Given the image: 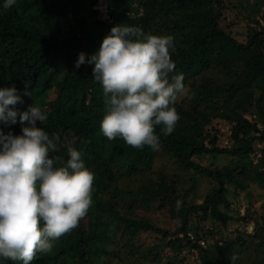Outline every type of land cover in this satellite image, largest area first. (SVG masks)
<instances>
[{
    "label": "trees",
    "instance_id": "1",
    "mask_svg": "<svg viewBox=\"0 0 264 264\" xmlns=\"http://www.w3.org/2000/svg\"><path fill=\"white\" fill-rule=\"evenodd\" d=\"M97 1L16 0L5 8V0H0V87L14 85L22 100L15 105L17 123L0 127L21 134L19 113L35 103L47 115L44 125L37 121V127L61 136L50 158L59 156L66 164L67 136L94 175L86 216L52 241L50 253L38 251L30 264H111V257L122 254L140 257L139 264H160L166 248L173 260L189 249L202 264H232L233 254L239 257L235 264H241L244 250L235 240L201 244L203 235L194 216L201 212L204 218L226 223L227 183L264 188V147L257 164L251 157L255 141L264 140V24L251 26L248 40L242 42L219 24L225 0H106L111 21L97 17ZM133 2L143 5L142 14L128 12ZM64 21L66 26L60 24ZM116 24L174 39L170 55L176 67L169 79L182 74L187 94L174 105L180 117L174 131L165 135L163 125L155 127L159 150L135 149L121 138L108 140L100 130L106 104L102 85L92 76L94 64L75 68L79 54L87 60L96 53ZM249 113H258L263 125L252 121ZM214 118L230 124V144L220 146L218 130L208 128ZM159 152L213 181L202 202L177 198L178 189L168 175L151 173ZM198 155L228 158L216 168L213 161H195ZM137 174L147 179L133 188ZM195 184L196 180L188 191ZM155 211H166L175 229L160 225ZM259 229L257 246L264 253V218ZM148 231L159 233L160 241L144 247L140 235ZM0 264L23 261L0 257Z\"/></svg>",
    "mask_w": 264,
    "mask_h": 264
},
{
    "label": "clouds",
    "instance_id": "2",
    "mask_svg": "<svg viewBox=\"0 0 264 264\" xmlns=\"http://www.w3.org/2000/svg\"><path fill=\"white\" fill-rule=\"evenodd\" d=\"M15 3L5 0L4 7ZM170 49L175 51L170 35L116 24L96 53L87 60L79 54L75 68L94 64L92 76L102 85L106 114L100 130L108 140L121 138L135 149L159 150L155 127L163 125L165 135L174 131L180 118L174 105L187 90L182 74L169 79L176 67ZM20 102L14 85L0 87V124L17 123L15 105ZM46 120V112L34 103L19 113L21 134L0 127V257L23 264H30L38 251L50 253L52 241L77 227L92 205L93 173L67 136L66 164L59 156L50 158L61 136L37 127V121L44 125ZM176 207H181L179 200ZM238 258L233 254L232 264Z\"/></svg>",
    "mask_w": 264,
    "mask_h": 264
},
{
    "label": "rangeland",
    "instance_id": "3",
    "mask_svg": "<svg viewBox=\"0 0 264 264\" xmlns=\"http://www.w3.org/2000/svg\"><path fill=\"white\" fill-rule=\"evenodd\" d=\"M257 1L260 4L255 3L256 0H225L223 15L219 21L220 26L232 33L238 40L246 42L249 38L250 27L256 26L259 28V26L264 24V0ZM133 6L134 8L128 10V12L136 16L142 14V4L133 2ZM94 8L97 10L98 18L105 21L112 20L107 9L106 0H98ZM60 24L66 26V21L60 22ZM186 94L187 91L185 94H181L179 99H182ZM248 117L252 121H260L258 113H249ZM259 125L263 124L259 122ZM208 128L212 132L218 130V144L220 146L230 144L229 135L231 127L227 121L221 118H214ZM254 146L255 151L251 153V157L257 164L260 156L263 154L264 140H256ZM227 158L228 156L225 155H219L216 158L214 156L205 158L198 155L194 159L202 164H208L213 161L215 162L213 163L214 167L220 168L227 161ZM152 168L151 173L153 175H157L159 172H164L168 175L178 189L177 198L181 196L187 201L194 198V201L202 202L213 184V181L209 177L194 172L193 169H183L174 157L165 152L157 154ZM143 179L147 178L139 174L135 175L131 187L136 188ZM195 180L194 189L188 191ZM226 192L229 198V206L223 210L230 215L226 223L214 218H204L201 212V215L194 216V220H197L200 228V235H203V239L201 240H205L206 245L227 239L235 240L244 250L241 264H264V253L257 246V242L261 240V235L258 234L259 227L262 225L264 218V188L255 183H251L246 188H239L235 183L231 182L226 184ZM146 214L149 216L151 212H147ZM153 214L159 217L160 225L165 224V227L171 230L175 229L173 220L166 211H155ZM140 237L143 242L140 243L144 247L149 244H157L160 241V234L155 231L142 232ZM178 257V259L173 260L172 251L166 248L160 264H169V259L173 261L171 264H202L195 250L186 249ZM180 258L183 259V262L180 261ZM110 260L111 264H139L141 258L134 255L125 256V254H122L111 257Z\"/></svg>",
    "mask_w": 264,
    "mask_h": 264
},
{
    "label": "built area",
    "instance_id": "4",
    "mask_svg": "<svg viewBox=\"0 0 264 264\" xmlns=\"http://www.w3.org/2000/svg\"><path fill=\"white\" fill-rule=\"evenodd\" d=\"M201 243L203 244V245H205L206 243H205V240H201Z\"/></svg>",
    "mask_w": 264,
    "mask_h": 264
}]
</instances>
